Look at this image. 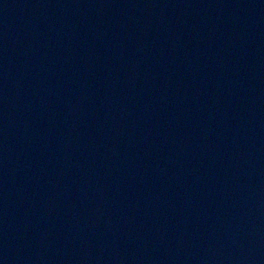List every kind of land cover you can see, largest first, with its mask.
Returning <instances> with one entry per match:
<instances>
[{"label":"water","instance_id":"obj_1","mask_svg":"<svg viewBox=\"0 0 264 264\" xmlns=\"http://www.w3.org/2000/svg\"><path fill=\"white\" fill-rule=\"evenodd\" d=\"M0 264H264V0H0Z\"/></svg>","mask_w":264,"mask_h":264}]
</instances>
